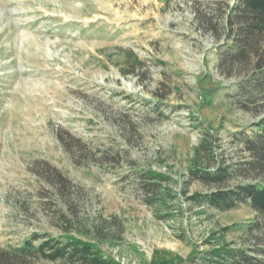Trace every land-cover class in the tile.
Instances as JSON below:
<instances>
[{
  "label": "rangeland",
  "instance_id": "rangeland-1",
  "mask_svg": "<svg viewBox=\"0 0 264 264\" xmlns=\"http://www.w3.org/2000/svg\"><path fill=\"white\" fill-rule=\"evenodd\" d=\"M228 2L0 0V260L53 264L16 251L68 232L122 264L264 246L250 205L191 199L264 180L242 141L264 119V90H238L260 57L223 63ZM198 166L234 175L208 184Z\"/></svg>",
  "mask_w": 264,
  "mask_h": 264
},
{
  "label": "trees",
  "instance_id": "trees-1",
  "mask_svg": "<svg viewBox=\"0 0 264 264\" xmlns=\"http://www.w3.org/2000/svg\"><path fill=\"white\" fill-rule=\"evenodd\" d=\"M222 16V25L227 36V40L219 49L223 63L248 62L253 54L260 57L247 83L244 82L238 87L240 95L254 90H264V0H235L233 4L228 2L225 11H222ZM213 28L219 31L216 25H213ZM257 125L255 136L252 138L246 135L242 140L252 155L253 160L248 164L254 166V169L264 168V119ZM211 135L207 133L200 146L207 153L214 154V148L209 142ZM194 172L197 178L208 184L225 183L234 175L229 166H217L213 169L198 166ZM146 175L158 179L155 183L159 187H162L164 181L169 180L168 176L156 170H148ZM191 199L226 210L248 204L260 217L254 227L264 226V180L242 183L236 187L218 189L207 194L198 192ZM95 234L99 241L106 239L102 236L101 230H97ZM16 252L23 257L44 259L53 264H122L114 256L106 253L97 241L69 232L56 236L33 234ZM158 254L155 264H181L175 259H165ZM198 261L200 264H264V246L243 249L214 246V249L200 256ZM11 262L0 260V264H11Z\"/></svg>",
  "mask_w": 264,
  "mask_h": 264
}]
</instances>
